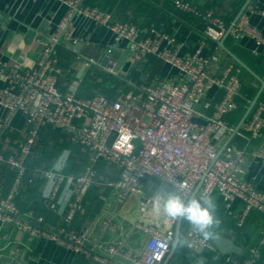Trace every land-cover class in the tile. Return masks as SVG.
Masks as SVG:
<instances>
[{"label":"built area","instance_id":"2783aa9c","mask_svg":"<svg viewBox=\"0 0 264 264\" xmlns=\"http://www.w3.org/2000/svg\"><path fill=\"white\" fill-rule=\"evenodd\" d=\"M55 1L65 5L66 13L53 32L36 35V41L42 45L37 62L20 68L8 66L0 59V80L5 82L0 86V106L7 111L0 120V132L15 112H20L26 123L17 149L7 157L0 155V165L14 172L9 190L0 197V230L11 224L24 234L27 242L45 240L94 264H161L173 241L177 220L153 212L163 222L139 218L131 222L127 234L138 232L143 238L138 247L103 241L104 235L117 231L116 215L127 199H134L139 214L153 209L155 193L145 189L150 179L157 181L160 191L179 188L186 197L198 185V198L217 192L226 209L239 200L242 204L236 218L239 226L250 211L264 213V191L245 177L249 157L246 148L230 141L218 153L219 143L235 129L224 117L237 107L236 96L241 86L239 69L233 61H222L218 53V42L229 24L212 9H200L190 0H174L176 9L193 14L203 24V39L192 52L181 55L179 50L185 42L176 40L164 28L141 25L132 19L119 21L111 11L84 0ZM254 11L247 5L229 33L235 40L249 38L264 50V32L250 22ZM79 18L112 34V41L98 58L84 56L74 47L86 39L75 31L74 21ZM206 40L215 42V51L204 52ZM57 45L73 51L85 66L100 68L117 77L127 70L120 66L121 57H115L116 51L124 52L128 63H140L154 55L174 69L175 74L156 76L152 82L133 89L116 88L112 97L101 91L81 96L73 84L63 92L58 88L63 69ZM47 126L58 129L71 143L89 151L91 161L105 160L120 172L118 178H100L109 187L102 198L109 200L108 206L114 207V212L104 213L97 230H92L89 224L78 228L71 225L74 216L85 211L83 200L96 176L92 165L79 174H65V160L58 167L59 158L50 169L40 171L44 177L42 203L57 217L58 223L31 211L22 212L15 201L27 171L26 159L33 152L40 128ZM263 128L264 101L258 99L234 136L248 141L260 136ZM254 156L264 160V149L257 150ZM185 240L187 248L198 256L208 250L218 253L213 241L203 239L192 226L186 231ZM262 246L264 230L259 243L248 247L247 256L228 253L222 264H255ZM25 247L29 258H35L31 248ZM1 250L2 247L0 255ZM12 259L9 264H22L23 260Z\"/></svg>","mask_w":264,"mask_h":264},{"label":"crops","instance_id":"0c3cea01","mask_svg":"<svg viewBox=\"0 0 264 264\" xmlns=\"http://www.w3.org/2000/svg\"><path fill=\"white\" fill-rule=\"evenodd\" d=\"M190 1L195 3L200 9H205L207 6H210L208 8L212 9L220 17L228 18L232 14L234 3H236L237 0ZM158 2H160V0H110L105 4V7H109V11L113 13L114 18L119 21L132 18V20L141 25H153L166 29L174 35L176 40L185 42L179 50L181 55L192 52L203 39L201 20L195 18L196 23H190V15L186 14V16L180 17L177 14L178 9L176 10V8L173 7L167 9L163 1L160 3ZM248 5L255 9V11L250 14V22L264 32V0H250ZM65 13V5L55 0H0V59L5 61L8 66L18 65L20 68L33 66L37 62L42 50L41 43L37 42L35 39L36 35L45 36L53 32ZM74 27L77 34L83 35L86 38L83 43H79L80 49L78 50L80 54L84 56L98 58L102 49L112 41V34L106 28L90 24L81 18L74 21ZM224 44L251 71L259 76L264 83V50L261 47H257L249 38L235 40L231 33H228L224 38ZM210 46V40H206L204 50H206V52H211ZM253 50L255 52H253ZM68 51L67 53L69 56L66 60L60 58L63 71L58 81V88L64 92L68 89L69 85L73 84L76 87V92L85 97L91 96L96 91L103 92V90L98 87L102 79L101 77L95 76L96 71L102 69L94 66H85L81 60L76 58L73 51L69 49ZM218 53L221 58L224 57L221 51H218ZM115 57H121L119 62L120 66H122L123 71L127 70V73H121L120 77L109 73L114 77V80H112L110 84V88H114L117 83L118 85H116L115 88L125 89L127 86L128 89H133L139 87L141 84H145L144 82L149 78L151 80L150 82H152L156 76L170 77L175 74V70L161 60H155L153 63H150L151 59L149 60L146 58L144 61L140 62L143 64V67L139 68V66H132V63H128L129 61L126 59V54L122 51H116ZM214 69L215 67L212 68L213 71H215ZM244 70L246 69L244 68ZM239 73L241 79L247 85L250 87H257V89L259 88L260 82L252 73L248 71L255 79L248 76L245 71L239 70ZM4 85L5 82L1 79L0 86ZM259 97L264 101V87ZM6 115V109L0 106V120L4 119ZM25 129L26 123L24 116L20 112L13 113L9 118L7 126L3 127L0 132V155L7 157L17 149ZM228 137L229 135L219 143V149ZM234 137L235 136H233L232 139ZM240 138L243 137L240 136ZM232 139L230 141H232ZM242 143V146H244L249 153V157L245 162V177L251 181L257 189L264 191V160L254 156L257 150L260 148L264 149V128L260 136L252 137L248 141H242ZM36 144H39V139H37ZM55 163L56 161L54 164ZM40 174L43 178L41 182L43 184L44 177L42 173ZM42 184L38 189L40 192V201ZM9 188V183L0 175V197L6 195ZM21 189L25 190V185L21 186ZM145 189L148 193L155 194L157 191H160L157 181L153 179H150L145 185ZM216 195L219 194L214 192L211 197L214 198ZM20 197L22 204L26 206L22 208L23 210L20 209L22 212L31 211L33 215H42L45 220L58 223L57 218L56 220H52V218L49 217V215H52V212L44 207V213H38L34 210L36 206L35 198L28 197L23 193ZM103 200L104 206L108 207V205H110L109 200ZM41 206H43V204H41ZM241 206V202L235 200L231 207L227 209L228 211L226 207H224L225 211L223 212L228 215V220L226 225H222L221 230L218 232L222 236L230 238L240 246V252L244 250V246L249 247L251 245H257L261 238V233L264 230V213L257 210L250 211L243 224L241 226L237 225L236 218L238 212L241 210ZM100 211L92 220L84 224H89L92 230H97L98 221L106 210H104V212ZM153 212V209H151L144 214H139L136 212L134 199L132 197L127 199L124 207H122L116 215L118 224L117 231L110 235H104L103 241L106 242L109 240L110 243L123 244L124 246H140L143 238L138 236V232H132L128 235V229L131 226V222L138 218L146 221H155L157 223L163 222L153 215ZM124 216H126V218H124ZM232 221H235V227H231ZM23 243H25V245ZM26 245L31 248L33 251L32 256H35V258H29V252L25 249ZM0 247H2V255L10 256L16 260L26 259L27 264H72L76 256H79V254H72L64 248L45 240L34 239L27 242L24 234L11 224H5L0 230ZM262 248L263 246L260 248V252ZM201 260H203L205 264H210L206 259ZM89 262L90 264H94L90 260ZM0 263L4 264L1 255ZM262 264H264V260Z\"/></svg>","mask_w":264,"mask_h":264},{"label":"trees","instance_id":"16d2710c","mask_svg":"<svg viewBox=\"0 0 264 264\" xmlns=\"http://www.w3.org/2000/svg\"><path fill=\"white\" fill-rule=\"evenodd\" d=\"M108 1L110 0H84V2L87 4L96 5L102 9L110 10L109 7H105V4H107ZM146 1H155V0H146ZM161 1H163L164 6L167 9H170V7L175 8L174 0H160V2ZM244 1L245 0H237L236 3H234V7H233L234 9L230 17L228 18L222 17L227 24L231 22L233 16L236 14V12L238 11V9L240 8V6L243 4ZM208 7L210 6H207V8L205 9H210ZM177 11H178L177 14L180 17L186 16V14L190 15L191 19L189 22L193 24L196 23L195 18L197 17L194 16L193 14L181 12L179 10ZM202 28H203V24H202ZM210 43H211V46H210L211 52H213L215 51L216 44L215 42L211 40H210ZM57 50H58L57 52H58L59 57L66 60V58L69 56V54L67 53L69 52L68 48H66L64 45H57ZM218 51H221L224 56L222 57V61H226L227 59L228 61L229 60L233 61L234 65L238 67L240 71H243V72L245 71V73L248 76H250L251 78H254L248 73V71L244 70L242 66H240L236 61H234L229 55H227L220 47L218 48ZM204 52H206V50H204ZM152 57H155V56L149 55L146 57L149 60L151 59L150 63H153L155 60H160L157 57H155L156 59ZM238 74H239V78L241 81V86L239 89V94L236 96L237 107L231 112L227 113L224 117L228 122L234 125H236L246 105H248L249 101L251 100V98L254 96V94L257 91V87H250L249 85H247L241 79L239 72ZM95 76L101 77L102 79V82L98 84V87L102 89L103 93H106L107 96L112 97L113 94H115L116 92L115 87L116 85H118L116 83L114 88H110V84L112 83V80H114V77L111 74L103 70L96 71ZM136 80H140V79H136ZM150 81L151 80L149 78L144 83H149ZM125 89H128V87L126 86ZM220 95H221V92H218L217 96H220ZM258 99H260V97ZM38 136H39L38 139H39L40 150L39 152H37V147H36L35 151L37 152V156L34 157L33 155H30L26 159L27 171L25 173V176L22 179V184L19 186L18 192L15 196V201L20 209H22L23 207L25 208L26 206H24V204H22L20 200L21 198L20 196L23 193L28 197L35 198V204H36L34 208L35 211H37L38 213H44L46 208L44 207V205L41 206V204H43L41 203L42 197L40 201L39 199L40 192L38 190L42 184L41 182L43 178L40 174L41 172L34 175L33 169H39L40 171L48 170L53 166L54 162L58 159V157L61 159L62 154L67 152L68 155L65 159V164L63 168V172L65 174H79L88 165H92L96 170L95 181L90 186L83 200L85 211L84 213H77L74 216L73 221L71 223L72 226L78 228L82 226L85 222L92 220V218L98 213L99 209L101 208V205H103L104 203L102 199V195H104L108 191L109 187L102 184L101 182L102 180L100 178L101 177L118 178L120 172H118V170L113 164H109L105 160L96 159L94 162L91 161V154L89 151L83 150L78 144L71 143L68 140V138L58 129L52 128L51 126L42 127L39 130ZM241 140L245 141L244 138H240V136L236 135L232 139V142L236 143L238 146L241 147L243 144ZM36 145L38 146V144ZM0 175L3 176L5 181L9 183V187H10L14 179V172L10 170L6 165L2 164L0 165ZM24 185H25V190H22L21 186H24ZM195 196L197 197V195ZM213 199L216 204L215 213L220 219L219 227L215 230L216 233H218L221 230L222 225H226V222L228 220V217H227L228 215L223 212L225 211L224 210L225 202L222 200V197L220 195H216ZM49 217H51L52 220H56L57 218L53 213L52 215H49ZM190 226L191 225L186 220L182 221L180 240H185L186 231L188 230ZM231 227H235V221L234 222L232 221ZM243 248L244 250L242 252L233 253V254L238 257L247 256L248 246L246 247L244 246ZM224 255L225 254L220 253L219 251L218 253H216L215 251L208 250V251H205L203 254H201V256H198L194 254L191 250H189L186 244L180 245L178 243L175 253L169 259L167 264H193L200 257L201 258L199 260L206 259V261L209 262L210 264H222ZM263 260H264V246L261 249V252L259 253V256L256 259V264L258 263L262 264ZM72 264H90V262L83 256L77 255L75 261Z\"/></svg>","mask_w":264,"mask_h":264},{"label":"clouds","instance_id":"9594fccd","mask_svg":"<svg viewBox=\"0 0 264 264\" xmlns=\"http://www.w3.org/2000/svg\"><path fill=\"white\" fill-rule=\"evenodd\" d=\"M68 153L62 154L58 167L62 166ZM216 204L211 196L186 197L181 189L175 191H157L153 200V211L157 216L171 220H186L203 239L210 240L216 235L220 219L215 213ZM180 245L186 240L178 241Z\"/></svg>","mask_w":264,"mask_h":264},{"label":"water","instance_id":"95a60500","mask_svg":"<svg viewBox=\"0 0 264 264\" xmlns=\"http://www.w3.org/2000/svg\"><path fill=\"white\" fill-rule=\"evenodd\" d=\"M250 0H245L243 2V4L240 6V8L238 9V11L236 12V14L233 16L231 22L228 25V28L226 30V33L224 35V37L218 42L219 47L227 54L229 55L234 61H236L239 65H241L243 68H245L246 70H248L250 73L253 74V76H255V78H257L260 82V86L257 89L256 93L254 94V96L252 97V99L249 101L248 105L245 107L244 111L242 112L238 122L235 125V129L234 131L229 135V137L225 140V142L223 143V145L221 146V148L218 150V153H221L222 149L225 147V145L227 143L230 142V140L232 139V137L234 136L235 132L237 130H239L241 128V126L243 125V123L246 121L247 117L249 116L253 106L255 105L256 101L258 100L263 87H264V83L262 81V79L257 76L253 71H251L234 53H232L224 44V38L227 36V34L230 32L231 27L233 26V24L237 21V19L239 18V16L244 12V10L246 9L247 5L249 4ZM76 50L80 49V44H77L74 46ZM132 66H139V68L143 67L142 63H138V62H133ZM199 186V185H198ZM198 186L194 189V191L192 192L191 196H195ZM189 197V198H190ZM182 221L183 219L181 218L180 220L176 221L175 224V229H174V237H173V241L171 243L170 249L166 255V257L164 258V260L162 261L161 264H167L169 259L173 256V254L175 253L177 246H178V241L180 240V235H181V227H182ZM213 243L215 244V246L217 247L218 251L220 253L223 254H228V253H239L241 248L240 246H238L235 242H233L230 238H227L225 236H222L219 233H216L215 237L212 239ZM1 258L4 261V264H9L10 262L13 261L12 257L10 256H6V255H1ZM22 264H27V260H23ZM193 264H205L203 262V260H197L195 261Z\"/></svg>","mask_w":264,"mask_h":264},{"label":"rangeland","instance_id":"374dc122","mask_svg":"<svg viewBox=\"0 0 264 264\" xmlns=\"http://www.w3.org/2000/svg\"><path fill=\"white\" fill-rule=\"evenodd\" d=\"M251 99H252V98H251ZM246 106H247V105H246ZM242 126H243V125H242ZM242 126H241V129H242ZM36 147H37V152H39V150H40V148H39V144H38V146L36 145L35 148H33V152H32L31 155H33L34 157L37 156V152L35 151V150H36ZM35 152H36V153H35ZM58 159H59V157H58ZM39 172H40L39 169H33V173L38 174ZM103 201H104V200H103ZM104 205H105L104 203H103V205H101V208H102V209H101V208L99 209V211L101 210L100 212H102V211L104 212V210L113 212L112 209H113L114 207H112V206H108V207H107V206H104ZM99 211H98V212H99ZM106 211H105V212H106ZM105 212H104V213H105ZM102 214H103V213H102Z\"/></svg>","mask_w":264,"mask_h":264}]
</instances>
